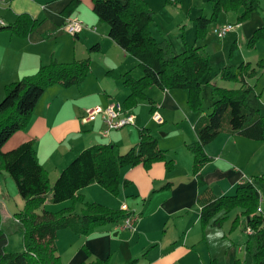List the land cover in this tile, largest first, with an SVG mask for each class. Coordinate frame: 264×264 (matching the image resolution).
Masks as SVG:
<instances>
[{
  "label": "trees",
  "instance_id": "1",
  "mask_svg": "<svg viewBox=\"0 0 264 264\" xmlns=\"http://www.w3.org/2000/svg\"><path fill=\"white\" fill-rule=\"evenodd\" d=\"M263 1L211 0L212 13L199 14L194 19L196 39H205L209 24L218 18L221 11L236 12L238 22L235 23H240L247 20L253 11L261 9ZM80 2L70 0L61 13L70 16ZM92 3L99 19L109 25V36L134 56L143 70L138 78L130 72L122 75L129 88L124 100L127 108H133L140 99L147 98L146 89L156 85L163 90L187 89L188 103L199 109L201 78L211 69L209 57L201 45L187 43L182 51L175 53L169 40L156 38L150 26L154 11L146 0H92ZM39 23L40 20L29 13H21L14 22L0 29L26 36ZM261 37H264V26H259L251 34L248 44L253 45ZM95 49H99L98 43L90 47V50ZM261 68H264V56L255 63L242 61L221 67L222 79L239 82L241 86H215L212 111L198 117L194 123L197 140L187 144L193 155V172L200 188L197 201L201 207L202 228L209 224L222 227L229 212L238 209L231 226H243L244 231L247 227L252 229L246 234L245 244L255 264H264V214L258 208L260 193L257 187L251 180H244L236 184L234 193L217 195L208 185L202 169L212 160L205 146L221 132H233L254 140L264 139V115L247 102L251 85H246L247 79L257 75ZM89 71V57L70 62L52 59L40 65L36 72L5 85V95L0 101V173L6 171L15 180L25 200L24 207L14 213L16 222L10 225L13 230L23 232L24 249H6L10 230L3 225L0 212V264H63L56 244L59 229L69 227L77 234H89L96 226L120 221L128 213L84 199L78 193L81 188L98 183L118 195L122 167L138 163L150 167L155 161H164L168 168L173 166V160L167 159L157 137L146 127L138 129V142L126 152H120L115 143H98L83 149L62 169L53 184L47 169L39 161L33 140L22 142L11 150H3L5 142L29 124L39 98L50 85L69 87L80 84ZM150 110L153 112L154 107ZM129 183L125 179L123 186ZM48 194H51L52 202L72 199L73 203L56 211L43 209L37 212ZM78 201L84 203L80 212L75 211ZM136 261L131 259L123 264ZM109 263L108 258H97L79 264ZM235 264L242 263L238 259Z\"/></svg>",
  "mask_w": 264,
  "mask_h": 264
},
{
  "label": "crops",
  "instance_id": "2",
  "mask_svg": "<svg viewBox=\"0 0 264 264\" xmlns=\"http://www.w3.org/2000/svg\"><path fill=\"white\" fill-rule=\"evenodd\" d=\"M69 1L0 0V27L14 22L21 13H29L33 18L40 20L38 26L26 36H19L8 29H0V101L5 95L7 83L36 72L40 65L49 63L52 59L70 62L74 59L90 58V71L85 80L69 87L50 85L39 98L26 128L16 131L3 145V150L8 151L22 142L33 140L39 161L47 169L51 184L83 149L98 143H115L121 150V145L133 144V141L139 140V127L136 132L133 129L138 123L136 115L135 125L128 127V130L119 132L118 128L115 132L112 129L108 134L104 133V123L100 116L90 121L82 119L85 109L89 106H105L112 100H119V97L123 99L119 101H124L129 90L124 87L126 84L122 75L130 72L138 78L142 76L143 70L139 67L138 60L109 36V25L100 20L94 12L92 1L84 5L82 0L70 15L83 21V31L76 35L65 31L67 16L61 11ZM150 26L152 31V25ZM258 26H263V19L259 14L252 21L243 24L245 35L249 36ZM96 43L99 44V49L90 50ZM140 70L142 73L138 74ZM233 83L234 87L240 84ZM153 86L155 85L146 89L147 98L140 99V102L149 101L147 105L149 104L150 109L154 107V111L157 110L160 114L163 110L167 116L169 112L172 114L179 108L175 93L170 89L157 92ZM151 90L159 99L155 94L152 96ZM135 107L128 108L133 113L137 110ZM202 113L205 112H197L195 116L186 113L193 129L195 121ZM166 120L164 118V123ZM142 127L149 128L154 134L151 126ZM164 128L169 131V127ZM185 131L180 130L177 134L168 132L178 143L175 147L178 150L174 155H169V148L161 146L167 150L169 158L175 159L173 168L166 167L163 161H155L150 167H145L143 163L128 165L121 169L118 195L112 194L98 183H91L78 191L84 199L109 207L121 209V205L126 203L127 212H132L138 217L136 229L124 228L123 219L98 225L89 234H77L69 227L61 228L56 244L63 264H79L97 258H108L109 264H123L131 259L137 260L134 264H200L204 244L207 250L209 246L216 250L230 247V241L224 236L221 227L217 226L216 230L222 233L223 239H219L217 247L211 246L208 237L216 231L211 227L213 225L205 228L201 226V207L197 201L200 188L197 178L189 174L187 166L184 175L180 174L183 165L180 150H189L187 144L197 140L196 131L189 141ZM231 136L237 138L241 135L221 132L205 146L206 152L213 160L232 156L231 152L235 149L229 148ZM157 139L160 143L158 136ZM216 139L218 142L214 143ZM207 166L208 164L202 169L203 174L217 195L227 194L229 189L236 187L238 182L233 178L230 179L229 186L223 188L218 184L215 187L218 181L205 173ZM218 173L227 176L226 171L219 170ZM125 179L130 181L128 186H123ZM16 187L15 180L6 171L0 173V212L3 225L10 230L7 246L10 239L19 234L23 250V232L10 228V225L16 222L14 213L22 209L25 202ZM72 203V199L52 202L51 194H48L37 212H42L43 209L56 211L71 206ZM83 207V202L75 203V211L80 212ZM155 217L159 223L172 219V224L167 228L157 229L150 225ZM224 241H227V245Z\"/></svg>",
  "mask_w": 264,
  "mask_h": 264
},
{
  "label": "rangeland",
  "instance_id": "3",
  "mask_svg": "<svg viewBox=\"0 0 264 264\" xmlns=\"http://www.w3.org/2000/svg\"><path fill=\"white\" fill-rule=\"evenodd\" d=\"M91 1L92 0H83V3L84 5H88ZM147 2L154 11L155 17L150 24L152 25V34L156 36V38H165L169 40L171 43V47L175 53L182 51L187 43L201 45L204 53L209 57L211 63L210 71H208L201 78V87L199 91L201 105H199V109L193 108L188 103L187 89L172 88L170 90L176 94V100L179 103V108H177L172 114L169 112V117L162 110L160 112L164 116L162 117L163 119L161 121L156 119L154 120V111L151 112L149 104L147 105L149 101H139V103H137L138 105H136L137 110L133 111V114L137 116L138 121L137 126H133L135 132L137 131L138 127L140 128L144 125L151 126V128H153L154 130V135H157L160 139V143L157 141L158 145L160 147L166 146L164 148H169V155H174L176 150H178L175 149L178 143L176 142L175 138H172V135L170 136V133L176 132L177 134L180 130H186L185 132L188 133L187 136L189 141L195 131L193 127L190 126V120L186 113H190L195 116L197 112H211V104L216 95L215 86L234 87L235 84L233 82L226 81L220 77L221 67L226 63H240L242 61H251L252 63H255L258 59L264 56V37L257 39L253 45L248 44L251 34L259 26L256 27L249 36L245 35L246 30L243 28V24L252 21V19H254L257 14L262 17L264 26V1L262 2L261 9L253 11L247 20L239 23V25L236 27V30L229 32L223 38L217 37L213 29L219 25L224 24L222 23L223 21H238L236 12L221 11L218 18L209 24L207 35L202 41L196 39L194 19L196 16H198V14L210 15L212 13L211 0H147ZM141 73L142 70H140L138 74ZM248 84L251 85V90L248 93L247 102L258 108L259 112L264 115V68L259 69L257 75L248 78L246 85ZM239 86H241V84H238V86L235 87ZM120 87L122 88L123 86L121 85ZM124 87L129 90L127 86ZM153 89L157 92H163V89L161 90L156 85L153 86ZM150 92L152 96H154L155 92H153L152 90ZM155 97L159 99V96L157 94H155ZM118 99L121 100L122 98L119 97ZM121 102L124 103V101ZM164 118L167 119L165 123ZM131 125H135V123L124 126L126 128L122 127L120 129H117L119 130V132H122L123 130H128V127H131ZM164 127H169V131H166ZM118 130L114 129L113 131L116 132ZM239 137L234 138V136H231L229 148L235 149V151L231 152L232 156H226L224 157V159H212L211 161L206 163L208 164V166L205 170V173L210 174L209 177L211 178H216V181L218 182H216L217 184L215 185V187L218 184H220L223 188L229 186L231 178L237 180V182L251 180L260 193L258 207L264 214V139L254 140L246 138L244 136ZM133 142V144L127 143V145H121L120 152H126L137 141ZM217 142L218 139H216L214 143ZM164 148L162 149L167 156V150ZM192 156L193 155H191L189 150H180V158L182 159L183 164L180 174L184 175L185 166H187V168L189 167V174L195 176L193 172ZM167 159L173 160L174 166L175 159L172 157L169 158L168 156ZM173 166L171 168H173ZM219 170L226 171L227 176H222L221 174H219ZM235 188L236 187H232L231 189H229L227 191V194L234 193ZM124 205H126V203H123L121 205V209L124 211H128V206ZM39 208H37L36 211ZM237 211L238 209L230 211L228 214L229 217L224 221V224L221 227V231L225 233L224 236L230 241V247H222L219 248V250H216L215 248L212 249L209 246V249L207 250V246L204 244L200 264H235V261L238 259L242 264H255L245 244L247 237L246 234L248 232H244L243 226H238L235 228H232L231 226L234 217L238 214ZM129 213L130 212H128L127 214ZM219 214L223 213L220 212ZM171 224L172 219H165L164 221L162 220L159 223L158 219L155 217L151 221L150 225L158 229L164 227L167 228ZM211 227L214 229V231H216L217 227ZM22 247V241L19 234H15L13 238L10 239L9 246L6 245V249L8 251H19Z\"/></svg>",
  "mask_w": 264,
  "mask_h": 264
},
{
  "label": "built area",
  "instance_id": "4",
  "mask_svg": "<svg viewBox=\"0 0 264 264\" xmlns=\"http://www.w3.org/2000/svg\"><path fill=\"white\" fill-rule=\"evenodd\" d=\"M0 23H2V21H0ZM238 25L239 23L227 22L215 27L213 30L217 37L223 38L229 32L236 29ZM84 28L85 25L83 21H81L77 16H68L64 23V30L72 35L80 33ZM98 116L102 118L104 123L103 130L105 134H108L112 129L121 128L126 124L135 123V115L119 100H112L105 106L94 105L87 107L84 111L82 119L84 121H90ZM153 118L159 121L163 119L158 111H154ZM137 219L138 217L135 214L129 213L123 218L122 225L126 228L136 229L135 224L137 223ZM246 232H252L250 227H247Z\"/></svg>",
  "mask_w": 264,
  "mask_h": 264
},
{
  "label": "clouds",
  "instance_id": "5",
  "mask_svg": "<svg viewBox=\"0 0 264 264\" xmlns=\"http://www.w3.org/2000/svg\"><path fill=\"white\" fill-rule=\"evenodd\" d=\"M222 237V233L219 230H216L214 234H209V243L212 247L218 246V241ZM224 244L227 245V241H224Z\"/></svg>",
  "mask_w": 264,
  "mask_h": 264
},
{
  "label": "bare ground",
  "instance_id": "6",
  "mask_svg": "<svg viewBox=\"0 0 264 264\" xmlns=\"http://www.w3.org/2000/svg\"><path fill=\"white\" fill-rule=\"evenodd\" d=\"M123 226V225H122ZM135 227H136V224H135ZM124 228H126V227H124Z\"/></svg>",
  "mask_w": 264,
  "mask_h": 264
}]
</instances>
